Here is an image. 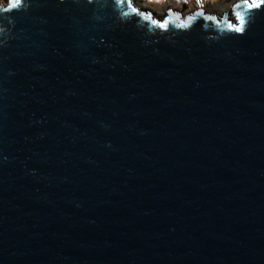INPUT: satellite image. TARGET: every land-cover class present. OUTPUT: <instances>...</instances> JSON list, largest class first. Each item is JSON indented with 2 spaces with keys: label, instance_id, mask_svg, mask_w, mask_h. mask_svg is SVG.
Segmentation results:
<instances>
[{
  "label": "water",
  "instance_id": "obj_1",
  "mask_svg": "<svg viewBox=\"0 0 264 264\" xmlns=\"http://www.w3.org/2000/svg\"><path fill=\"white\" fill-rule=\"evenodd\" d=\"M197 11L0 3V264H264V4Z\"/></svg>",
  "mask_w": 264,
  "mask_h": 264
},
{
  "label": "rangeland",
  "instance_id": "obj_2",
  "mask_svg": "<svg viewBox=\"0 0 264 264\" xmlns=\"http://www.w3.org/2000/svg\"><path fill=\"white\" fill-rule=\"evenodd\" d=\"M8 0H0V3L5 4ZM241 2L245 0H202V9L207 13H211L213 9L218 7H226L229 9L228 19L234 16L233 4L235 2ZM250 0H248L249 2ZM133 2L146 3L152 9L161 11L166 14V11L171 9L173 11H179L178 13H187L189 10L200 9L198 7L197 0H133ZM144 9V8H143ZM145 10V9H144ZM147 11V10H145ZM150 12V11H147ZM164 14V15H165ZM163 15V16H164ZM163 16H153L155 18H162Z\"/></svg>",
  "mask_w": 264,
  "mask_h": 264
},
{
  "label": "snow or ice",
  "instance_id": "obj_3",
  "mask_svg": "<svg viewBox=\"0 0 264 264\" xmlns=\"http://www.w3.org/2000/svg\"><path fill=\"white\" fill-rule=\"evenodd\" d=\"M121 3H124L125 0H120ZM186 2V0H185ZM17 3H18V0H17ZM197 3H198V7H200V11H197L195 13H192L190 14L188 17H187V20L188 21H192L194 20L196 17H200V16H203L205 19H208V20H217V17L215 15H212V14H207L203 11L202 9V0H197ZM245 3L247 4V7L248 8H252V7H256V8H259L261 6V4H264V0H251V2L249 3L248 0H245ZM235 8H240L241 5L240 4H237L234 6ZM133 11H137V9L135 7H133ZM141 15H143V13H141ZM172 15V10L169 9V13H168V17L165 18V21L164 23L166 24L168 22V19H170ZM237 16H241V14L239 12L236 13ZM227 14H225V18H226ZM149 18H151V14L149 13ZM154 22H157L158 21H154ZM241 23H243V17H241ZM237 30H240V29H237Z\"/></svg>",
  "mask_w": 264,
  "mask_h": 264
},
{
  "label": "bare ground",
  "instance_id": "obj_4",
  "mask_svg": "<svg viewBox=\"0 0 264 264\" xmlns=\"http://www.w3.org/2000/svg\"><path fill=\"white\" fill-rule=\"evenodd\" d=\"M133 3L136 6L141 7L142 9L144 8L145 10L150 11V13L152 14V16H158V17H160V16H163L165 14V13H162L161 11H156V10L152 9L146 3H139V2H133ZM212 12L215 13L218 17H220L222 15H225V14L228 15L230 13L229 9L226 8V7H218V8H215V9L212 10Z\"/></svg>",
  "mask_w": 264,
  "mask_h": 264
},
{
  "label": "clouds",
  "instance_id": "obj_5",
  "mask_svg": "<svg viewBox=\"0 0 264 264\" xmlns=\"http://www.w3.org/2000/svg\"><path fill=\"white\" fill-rule=\"evenodd\" d=\"M133 1V0H132ZM6 4V3H5ZM235 4V3H234ZM233 8V7H232ZM196 10H200V9H193V10H189L187 13H179L180 14V17H183L184 15H187V14H189V13H191V12H193V11H196ZM173 11V10H172ZM203 11H205L206 12V10H203ZM174 12H179V11H174ZM166 13H167V11H166ZM210 13V12H209ZM212 14H215V13H213V12H211ZM166 15V14H165ZM164 15V16H165ZM216 15V14H215ZM163 16V17H164ZM160 19V18H159Z\"/></svg>",
  "mask_w": 264,
  "mask_h": 264
}]
</instances>
